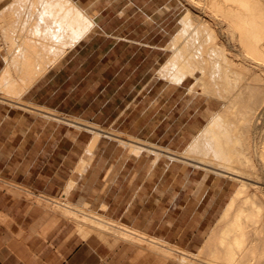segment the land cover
<instances>
[{"label":"crops","instance_id":"obj_1","mask_svg":"<svg viewBox=\"0 0 264 264\" xmlns=\"http://www.w3.org/2000/svg\"><path fill=\"white\" fill-rule=\"evenodd\" d=\"M71 1L89 27L18 97L37 111L0 89V264H184L156 246L198 252L231 194L176 167L221 107L197 77L163 70L183 4ZM10 13L2 20L17 21ZM10 49L0 39V77ZM19 192L67 198L136 234L83 237Z\"/></svg>","mask_w":264,"mask_h":264},{"label":"bare ground","instance_id":"obj_2","mask_svg":"<svg viewBox=\"0 0 264 264\" xmlns=\"http://www.w3.org/2000/svg\"><path fill=\"white\" fill-rule=\"evenodd\" d=\"M192 1L201 11L190 8L183 14L163 70L176 81L197 77L205 92L223 100L213 120L189 147L190 152L199 150L203 156L230 160L232 168L220 171L233 174L239 187L200 249L202 259L160 241L156 249L163 257L184 263L264 264V0ZM9 10L17 21L2 20V31L9 33L12 28L19 38L10 37L8 44L13 48L0 87L20 97L84 35L90 22L71 0H0V19L8 16L11 20L5 16ZM207 12L214 16L207 18ZM249 71L251 82H246ZM63 213L79 218L83 237L97 231L130 238L134 232L85 212L84 207L67 206Z\"/></svg>","mask_w":264,"mask_h":264},{"label":"rangeland","instance_id":"obj_3","mask_svg":"<svg viewBox=\"0 0 264 264\" xmlns=\"http://www.w3.org/2000/svg\"><path fill=\"white\" fill-rule=\"evenodd\" d=\"M180 1L183 4V12H182L183 14L186 13L188 11V9H190V8L193 9V10H196L197 12H200L201 11L200 7L197 6L196 4H194V2L192 0H180ZM8 12H10V10ZM8 12H6V13H8ZM209 13H211V12H207L206 17L207 18H212V17H209V16H212L213 13H211V14H209ZM3 21L6 22L5 20H3ZM3 21H2V19H0V24L3 25V23H4ZM180 25H179V28H180ZM1 27H4V25L3 26L0 25V29H1L0 30L1 32L0 33L3 34L4 31H2V28ZM6 33H7V31H5L4 34H3V36L0 38L2 40V42L4 43L5 46L6 45H9L8 44V43H10L9 40H11L10 37L8 39H6L7 38L6 37ZM17 38H19V37H17ZM171 45H173L172 42L170 44V48L172 50V46ZM10 48H13V46H11ZM239 48L243 52V49L241 47H239ZM172 52H173V50H172ZM196 75L199 76L200 75V72H196ZM244 81L251 82V71L248 72V78L246 80H244ZM199 82H200V80H199ZM201 88H202V91L204 93H206L208 96L215 98V96H213V95L205 92V89H203L202 85H201ZM0 89L4 91V95L5 96L11 97L12 99L16 100L17 102H14V103H16L17 105H21V104L30 105V106H25V105H21V106L24 107L25 109L31 111V112H32V110L33 111H37L34 108H32V107H35V106H33L31 104H26L25 102H22L20 98H18L15 95H12L11 93L7 92L6 89H3L2 87H0ZM217 100L221 104V107H222V104L224 103L223 100L222 99H217ZM71 123H75V122H72L71 121ZM139 150H142V148H140ZM136 152H138V151H136ZM153 152L156 154L157 157H159V156L162 155V151H160V150H154ZM175 157H176V167H177V170L180 167L181 168H184V170L188 168V169L192 170L193 172H197L199 174H203V177L205 176V173L207 172L206 173V176L204 178H206L207 187L208 188L217 189V190L223 189V188H227L226 193L227 194H231V195L221 198L223 200V204L224 205H227V203L229 202L230 198L232 197V194L239 187V181L236 180L237 178L234 177L233 174H230L228 172H224L222 170L220 171V169L228 170L229 168H232V164H231L232 162L231 163L227 162V161H230V160H227L226 161L225 160L226 157H224V158L221 157L222 159H220V158L218 159V157L216 158V157L208 156L205 153H204V156H203V153H201L199 150H196L194 152L193 151L192 152L187 151L185 153H179ZM184 157L192 158L194 160H199V162L198 161H196V162H198V163H207L210 166H207V165H197V164L189 163V159L184 158ZM210 157L213 158V159H211ZM224 165H226V166L224 167ZM226 167H228V168H226ZM9 183H11V182H9ZM6 186H7V184H6ZM19 194H26V196H27V198L29 200L33 201L34 204H37V205L41 206L44 210L51 212L54 216L57 217V220L66 219V220L71 221L75 225V232L81 234L79 232V230H78V224H77L79 218L76 220V218H72L71 216L64 215V213H63V210L67 206H71V207H74V208H78L77 205H74L73 203H71L67 198L66 199H63V198L60 197V198H48V199L43 200L41 198H38L35 194H27L25 192H19ZM38 199L40 201H38ZM84 211L87 212V213L93 214V215L101 216V215H99L97 213L89 212L86 207H84ZM221 214L222 213H219L218 214V216H217V222H218V219L221 217ZM82 216L83 215L79 214V217L80 218ZM101 217L103 219H105L103 216H101ZM216 223H215V225H216ZM211 230L208 231V234H210V231ZM92 232H94V231H92ZM208 237H209V235H208ZM192 255H194V257L196 256L197 258L198 257L201 258V259L203 258L200 255V250L198 252H196V254H192ZM177 261H181L182 263H184L180 259L177 260ZM184 264H193V261H189L188 263L185 262Z\"/></svg>","mask_w":264,"mask_h":264}]
</instances>
